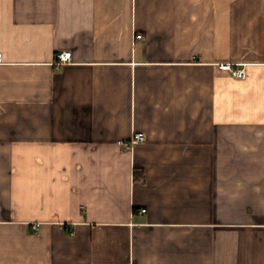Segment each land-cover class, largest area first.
<instances>
[{
    "label": "crops",
    "instance_id": "0c3cea01",
    "mask_svg": "<svg viewBox=\"0 0 264 264\" xmlns=\"http://www.w3.org/2000/svg\"><path fill=\"white\" fill-rule=\"evenodd\" d=\"M0 53V264H264V0H0Z\"/></svg>",
    "mask_w": 264,
    "mask_h": 264
},
{
    "label": "built area",
    "instance_id": "2783aa9c",
    "mask_svg": "<svg viewBox=\"0 0 264 264\" xmlns=\"http://www.w3.org/2000/svg\"><path fill=\"white\" fill-rule=\"evenodd\" d=\"M136 39H143V35L137 34ZM1 55L2 54L0 53V58H1ZM71 59H72V52L70 50L62 51L57 56V63L56 64L61 65V64H64V63L71 61ZM222 67L224 69H231L230 64H223ZM232 72H233V75L236 77H239V78H245L246 77L245 69H234V70H232ZM146 139H147V137H146V134L144 132L137 131V132H134L129 139L119 140L118 144L126 150H132L137 145L144 143L146 141ZM142 211L145 212L146 210H142Z\"/></svg>",
    "mask_w": 264,
    "mask_h": 264
},
{
    "label": "trees",
    "instance_id": "16d2710c",
    "mask_svg": "<svg viewBox=\"0 0 264 264\" xmlns=\"http://www.w3.org/2000/svg\"><path fill=\"white\" fill-rule=\"evenodd\" d=\"M134 178H135V180L136 181H139V180H142V181H144L145 180V173H144V171L141 169H135V171H134Z\"/></svg>",
    "mask_w": 264,
    "mask_h": 264
}]
</instances>
